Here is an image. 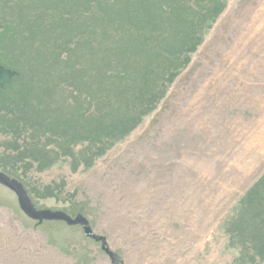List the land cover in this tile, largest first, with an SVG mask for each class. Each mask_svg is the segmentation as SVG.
I'll list each match as a JSON object with an SVG mask.
<instances>
[{
  "label": "rangeland",
  "instance_id": "obj_1",
  "mask_svg": "<svg viewBox=\"0 0 264 264\" xmlns=\"http://www.w3.org/2000/svg\"><path fill=\"white\" fill-rule=\"evenodd\" d=\"M27 2H12L8 16L25 12ZM4 52L0 65L11 66L19 77L0 91V107H13L16 92L39 98L35 80L29 81L34 72L46 73L30 66L26 52ZM48 90L41 106H50L51 96L57 107L67 96ZM33 135L0 134V172L23 185L35 211L82 215L104 242L85 236L81 226L33 221L15 193L0 185V219L37 241L31 264L50 263L40 256L43 250L54 257L50 264H114L108 253L117 256V264H236V244L261 230L240 218L244 227L230 239L237 227L229 223L237 219L242 197L264 173V0H226L158 108L91 168L74 170L69 158L50 153L53 145L44 136L40 150L29 152L38 161L16 165L21 153L7 142L16 136L13 148L21 147L38 136ZM86 145L78 143L75 151ZM11 165L18 167L15 175Z\"/></svg>",
  "mask_w": 264,
  "mask_h": 264
},
{
  "label": "trees",
  "instance_id": "obj_2",
  "mask_svg": "<svg viewBox=\"0 0 264 264\" xmlns=\"http://www.w3.org/2000/svg\"><path fill=\"white\" fill-rule=\"evenodd\" d=\"M12 2L17 0L0 2V34L5 35L0 38V55L10 49L20 56L26 52L30 66L46 74L39 77L34 72V79L30 77L39 98L32 91L16 92L13 107H0V134L37 133L21 147L13 148L16 136L7 142L17 156L21 153L16 165L24 159L34 163L29 152L40 150L36 146L44 136L53 145L50 153L69 158L74 170L91 168L158 108L226 8V0H28L25 12L17 10L10 18ZM48 86L67 94L57 107L52 102L58 99L51 96L50 106L40 104ZM46 110L50 114L41 118ZM78 143L87 145L76 152ZM22 151L29 158L22 157ZM16 165L10 167L14 175ZM241 200L237 219L229 223L237 227L229 232L230 239L240 235L243 218L261 230L236 244L235 261L261 264L264 174Z\"/></svg>",
  "mask_w": 264,
  "mask_h": 264
},
{
  "label": "water",
  "instance_id": "obj_3",
  "mask_svg": "<svg viewBox=\"0 0 264 264\" xmlns=\"http://www.w3.org/2000/svg\"><path fill=\"white\" fill-rule=\"evenodd\" d=\"M2 27H0L1 29ZM17 73L14 71H10L0 66V89L5 87V84H9L12 81V78ZM0 185L3 187L13 191L17 196V201L20 206V209L23 211L25 215L30 217L33 221H38L41 223L42 221L47 222H63L67 226H81L85 236H88L96 241L104 242L102 237H97L93 234L92 229L89 226L88 220L82 215H76L75 217H71L61 211H35L31 201L28 199L27 193L24 191L23 185L18 183L14 179H10L7 176H4L3 173L0 172ZM108 253V252H107ZM110 258L112 259L114 264H117L118 258L116 255L112 253H108Z\"/></svg>",
  "mask_w": 264,
  "mask_h": 264
},
{
  "label": "bare ground",
  "instance_id": "obj_4",
  "mask_svg": "<svg viewBox=\"0 0 264 264\" xmlns=\"http://www.w3.org/2000/svg\"><path fill=\"white\" fill-rule=\"evenodd\" d=\"M14 228L11 220L5 222V219H0V264H31V256L33 255L31 251L35 250L37 241H35L32 235L25 234L24 237L19 236ZM28 241L30 243L26 245V248L18 246L20 243L24 244L28 243ZM40 256L50 263L54 258H51L50 253L45 250L42 251ZM45 263L50 264L48 262Z\"/></svg>",
  "mask_w": 264,
  "mask_h": 264
}]
</instances>
